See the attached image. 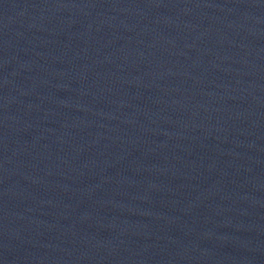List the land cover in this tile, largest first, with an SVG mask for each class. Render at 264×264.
<instances>
[{
  "label": "water",
  "instance_id": "95a60500",
  "mask_svg": "<svg viewBox=\"0 0 264 264\" xmlns=\"http://www.w3.org/2000/svg\"><path fill=\"white\" fill-rule=\"evenodd\" d=\"M0 264H264V0H0Z\"/></svg>",
  "mask_w": 264,
  "mask_h": 264
}]
</instances>
